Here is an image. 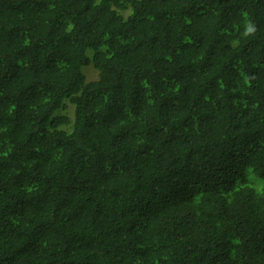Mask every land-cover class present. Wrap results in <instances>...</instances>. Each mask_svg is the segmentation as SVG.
Listing matches in <instances>:
<instances>
[{"label": "trees", "instance_id": "trees-1", "mask_svg": "<svg viewBox=\"0 0 264 264\" xmlns=\"http://www.w3.org/2000/svg\"><path fill=\"white\" fill-rule=\"evenodd\" d=\"M0 264H264V0H0Z\"/></svg>", "mask_w": 264, "mask_h": 264}, {"label": "rangeland", "instance_id": "rangeland-1", "mask_svg": "<svg viewBox=\"0 0 264 264\" xmlns=\"http://www.w3.org/2000/svg\"><path fill=\"white\" fill-rule=\"evenodd\" d=\"M91 67L93 68V73H94V74H97V71L94 69L93 64H91Z\"/></svg>", "mask_w": 264, "mask_h": 264}]
</instances>
